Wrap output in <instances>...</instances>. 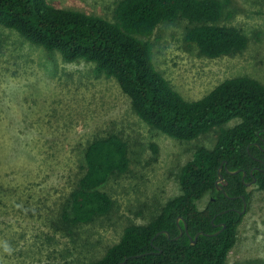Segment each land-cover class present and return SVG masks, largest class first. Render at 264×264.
<instances>
[{
    "label": "rangeland",
    "instance_id": "374dc122",
    "mask_svg": "<svg viewBox=\"0 0 264 264\" xmlns=\"http://www.w3.org/2000/svg\"><path fill=\"white\" fill-rule=\"evenodd\" d=\"M47 1L112 19L118 0ZM221 23L248 36L246 50L200 55L185 41L184 19L162 22L151 35L157 68L187 99L239 75L264 83V0H229ZM94 68L93 62H68L0 25V264H87L101 258L127 225L149 222L181 193L185 163L198 147L212 148L217 141V127L190 141L151 127L117 80ZM110 134L127 142L129 168L112 174L105 186L111 210L74 224L75 173L87 146ZM248 191L227 264H264V190L255 183ZM208 200L206 195L199 207Z\"/></svg>",
    "mask_w": 264,
    "mask_h": 264
},
{
    "label": "trees",
    "instance_id": "16d2710c",
    "mask_svg": "<svg viewBox=\"0 0 264 264\" xmlns=\"http://www.w3.org/2000/svg\"><path fill=\"white\" fill-rule=\"evenodd\" d=\"M229 0H118L112 19L47 0H0V25L64 60L95 64V74L113 77L129 96L135 113L172 138L193 140L213 128L212 148L200 146L182 168L181 193L144 224L127 225L120 240L87 264H227L243 222L246 181L257 178L264 190V83L248 76L226 78L198 99L175 89L154 60L151 35L166 21L184 19L185 41L200 55L233 56L247 49L248 36L237 26L222 24ZM233 126H226L232 121ZM85 163L76 171L70 202L74 224L107 214L113 199L105 190L112 174L130 165L127 142L118 134L93 140ZM223 162L224 190L217 188ZM230 170L247 171L230 174ZM253 174H251V170ZM206 195L204 208L198 202ZM227 210V211H225ZM225 211V212H223ZM188 232L180 234L177 218ZM226 224L224 229L213 235ZM168 231L170 236L165 232ZM201 233L195 244L190 236ZM190 235V236H189Z\"/></svg>",
    "mask_w": 264,
    "mask_h": 264
},
{
    "label": "water",
    "instance_id": "95a60500",
    "mask_svg": "<svg viewBox=\"0 0 264 264\" xmlns=\"http://www.w3.org/2000/svg\"><path fill=\"white\" fill-rule=\"evenodd\" d=\"M222 168H223V162H222V164H221V166H220V168H219V178L217 179V181H216V185H217V188L218 189H220V190H224V186H223V184H222V182L225 180V178H224V176H223V174H222ZM243 172V179H245V177H246V175H247V171H245V170H242V169H236V170H230V169H228V172L230 173V174H236V173H239V172ZM253 169L251 170V174H253ZM257 181V178H253L251 181H247L246 182V185L247 186H250V185H252L253 183H255ZM224 193L226 194V195H228V193L224 190ZM242 198L244 199V204H243V208H242V210H238L240 213H242V214H245L246 213V211H247V207H248V201L246 200V198H245V196L244 195H242ZM225 211H227V210H225ZM225 211H223V212H225ZM181 220H183V217L182 216H179L178 218H177V224H178V226H179V228H180V234L178 235V236H176L175 238L177 239L178 237H180L181 235H183V233L186 231L188 234H189V232H188V228H187V224H186V222H184L185 223V225H184V228H183V226L181 225V223H180V221ZM226 226V224L225 223H223V226H222V228L221 229H219L218 231H216V232H214V233H207V235H213V234H218V233H220L223 229H224V227ZM167 234H168V236H170V233L168 232V231H165ZM201 233H204L203 231H200V232H198L196 235H195V237H192V236H190V239H191V244H195L196 243V241H197V238H198V236L201 234ZM126 260L127 259H125V260H123V261H121L119 264H124L125 262H126Z\"/></svg>",
    "mask_w": 264,
    "mask_h": 264
},
{
    "label": "flooded vegetation",
    "instance_id": "af4514ba",
    "mask_svg": "<svg viewBox=\"0 0 264 264\" xmlns=\"http://www.w3.org/2000/svg\"><path fill=\"white\" fill-rule=\"evenodd\" d=\"M247 182V181H246ZM255 183H257V181L255 182ZM255 183H253V184H255ZM251 199V198H250ZM250 199L248 200V204H249V202H250Z\"/></svg>",
    "mask_w": 264,
    "mask_h": 264
}]
</instances>
